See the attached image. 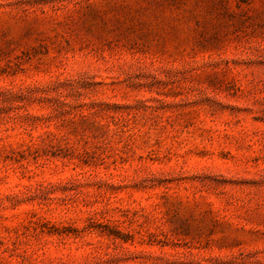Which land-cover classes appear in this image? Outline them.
Segmentation results:
<instances>
[{
    "label": "rangeland",
    "instance_id": "obj_1",
    "mask_svg": "<svg viewBox=\"0 0 264 264\" xmlns=\"http://www.w3.org/2000/svg\"><path fill=\"white\" fill-rule=\"evenodd\" d=\"M0 264H264V0H0Z\"/></svg>",
    "mask_w": 264,
    "mask_h": 264
}]
</instances>
